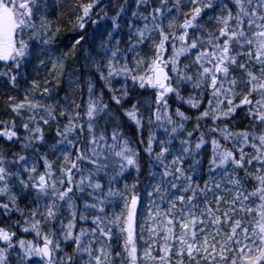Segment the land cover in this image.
I'll return each mask as SVG.
<instances>
[{
	"label": "snow or ice",
	"instance_id": "obj_1",
	"mask_svg": "<svg viewBox=\"0 0 264 264\" xmlns=\"http://www.w3.org/2000/svg\"><path fill=\"white\" fill-rule=\"evenodd\" d=\"M0 264H264V0H0Z\"/></svg>",
	"mask_w": 264,
	"mask_h": 264
}]
</instances>
